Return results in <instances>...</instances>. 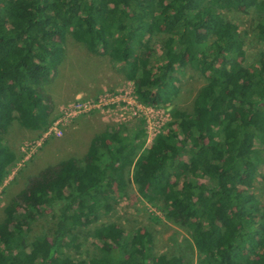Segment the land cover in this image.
<instances>
[{
    "label": "trees",
    "instance_id": "1",
    "mask_svg": "<svg viewBox=\"0 0 264 264\" xmlns=\"http://www.w3.org/2000/svg\"><path fill=\"white\" fill-rule=\"evenodd\" d=\"M241 7L258 13L264 41V0H0V186L17 160L5 141L12 123L45 131L52 122L47 85L68 36L109 56L147 104L173 103L187 68L207 79L193 110L174 107L151 145L144 120L109 126L82 158L29 177L3 208L0 264H194L158 252L150 230L96 224L130 183L187 229L195 264H264V49L241 61L246 41L223 15ZM49 214L53 224L35 230ZM89 234L99 243L83 256Z\"/></svg>",
    "mask_w": 264,
    "mask_h": 264
},
{
    "label": "rangeland",
    "instance_id": "2",
    "mask_svg": "<svg viewBox=\"0 0 264 264\" xmlns=\"http://www.w3.org/2000/svg\"><path fill=\"white\" fill-rule=\"evenodd\" d=\"M223 15L232 20L246 41V53L241 61L246 65L254 63L259 52L264 49V41L257 37L255 26L258 13L254 8H243L234 11H224ZM165 35L159 33L153 38V45L160 51V43ZM65 60L61 64L53 81L47 85V91L54 100L51 113L52 122H56L63 111L78 98L95 99L107 93H119L132 88L131 81L126 79L123 71L116 67L109 56L91 53L87 48L68 36L64 44ZM207 79L198 70L187 68L181 81L178 98L172 103L161 107L172 112L174 107L193 110V100L199 88L206 84ZM122 111L117 103L109 104L104 109L83 112L69 118L62 126V135L50 134L45 137V131H30L14 121L5 136L6 143L16 152L17 160L11 167L10 173L0 186V221L4 216L5 204L18 193L32 175L48 165L56 164L69 157L82 158L93 135L109 126L125 124L133 127L139 120L123 121ZM172 119L170 118L168 122ZM165 123L163 129H166ZM256 194L264 206V181L257 178ZM115 221L126 229L150 230L155 237L156 249L168 255L185 254L194 264L197 252L193 249L190 235L184 227L167 220L162 211L141 197L137 185L130 183L127 194L119 197L118 201L109 205L96 224H107ZM42 224V225H41ZM34 226L38 231L47 230L53 224L52 215ZM50 224V225H49ZM94 226V225H93ZM84 240V239H83ZM99 241L89 234L82 247V255L96 250Z\"/></svg>",
    "mask_w": 264,
    "mask_h": 264
},
{
    "label": "built area",
    "instance_id": "3",
    "mask_svg": "<svg viewBox=\"0 0 264 264\" xmlns=\"http://www.w3.org/2000/svg\"><path fill=\"white\" fill-rule=\"evenodd\" d=\"M132 88L119 93H107L100 95L95 99L78 98L74 103L70 104L66 110L63 111V116L54 122L45 133V137L54 133L62 135V126L67 123L69 118L75 117L83 112H89L92 110H98L105 108L109 104L117 103L118 107L122 111L121 119L127 120H144V127L146 128V144L149 146L152 144L155 136L163 129L165 123L172 119V112H167L165 108L160 105L147 104L141 101L138 95L135 93L134 82L131 81Z\"/></svg>",
    "mask_w": 264,
    "mask_h": 264
}]
</instances>
